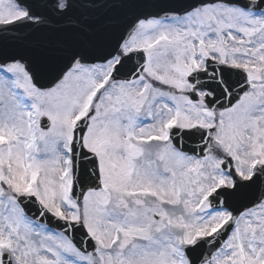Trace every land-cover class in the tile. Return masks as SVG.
Returning a JSON list of instances; mask_svg holds the SVG:
<instances>
[{"label":"snow or ice","instance_id":"obj_1","mask_svg":"<svg viewBox=\"0 0 264 264\" xmlns=\"http://www.w3.org/2000/svg\"><path fill=\"white\" fill-rule=\"evenodd\" d=\"M0 264H264V0H0Z\"/></svg>","mask_w":264,"mask_h":264}]
</instances>
